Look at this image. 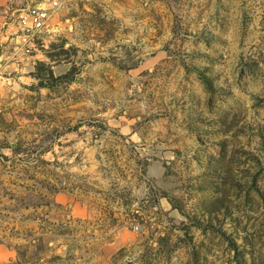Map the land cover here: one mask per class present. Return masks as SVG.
Here are the masks:
<instances>
[{"label":"rangeland","instance_id":"rangeland-1","mask_svg":"<svg viewBox=\"0 0 264 264\" xmlns=\"http://www.w3.org/2000/svg\"><path fill=\"white\" fill-rule=\"evenodd\" d=\"M0 0V264H264V0H58L30 52Z\"/></svg>","mask_w":264,"mask_h":264},{"label":"built area","instance_id":"built-area-1","mask_svg":"<svg viewBox=\"0 0 264 264\" xmlns=\"http://www.w3.org/2000/svg\"><path fill=\"white\" fill-rule=\"evenodd\" d=\"M49 7L36 2L29 4L25 9L19 10V13L10 22L4 21L3 26L10 30V42L16 49L23 52H30L33 47V40L44 31L50 30L51 9L58 7V0H49Z\"/></svg>","mask_w":264,"mask_h":264},{"label":"crops","instance_id":"crops-1","mask_svg":"<svg viewBox=\"0 0 264 264\" xmlns=\"http://www.w3.org/2000/svg\"><path fill=\"white\" fill-rule=\"evenodd\" d=\"M40 3H42V2H40ZM29 4H31V2L26 1V4H25L24 7H22V8H16L15 11L23 10V9H25ZM42 4H43V3H42Z\"/></svg>","mask_w":264,"mask_h":264}]
</instances>
